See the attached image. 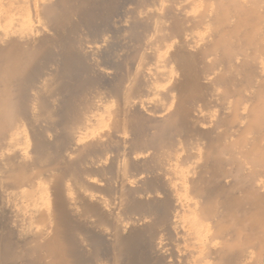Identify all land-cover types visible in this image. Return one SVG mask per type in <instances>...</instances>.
Returning a JSON list of instances; mask_svg holds the SVG:
<instances>
[{
  "label": "bare ground",
  "instance_id": "obj_1",
  "mask_svg": "<svg viewBox=\"0 0 264 264\" xmlns=\"http://www.w3.org/2000/svg\"><path fill=\"white\" fill-rule=\"evenodd\" d=\"M0 264H264V0H0Z\"/></svg>",
  "mask_w": 264,
  "mask_h": 264
},
{
  "label": "rangeland",
  "instance_id": "obj_2",
  "mask_svg": "<svg viewBox=\"0 0 264 264\" xmlns=\"http://www.w3.org/2000/svg\"><path fill=\"white\" fill-rule=\"evenodd\" d=\"M196 12L199 13L200 11L197 10ZM210 34H211V30H209V29H200L199 31H197L194 34V36H196L197 39L199 38L200 40H203V39H206L207 36H209ZM107 38H109V45L110 44L111 45L115 44V45H118L120 47H124V46L127 47V45L130 44L129 37H128L127 33L124 31V25H118L115 28L114 32L112 34L108 35ZM88 40H89V42L96 41L97 43L95 42V44H98V45L100 44L101 45V42H102L103 39L100 38V39H97L98 40L97 41L96 39L93 40L92 38L91 39L88 38ZM102 45H103V43H102ZM99 46L94 45V43L90 44L89 47L92 48V49H90L91 54H94V55L96 54L97 55V54H100V53L104 52V50L107 49V47L104 48V46H102V47H100V48H102L101 49L102 51L99 52L98 50H96V48H98ZM159 47H162V45L159 46ZM155 49H156V47H155ZM157 49H158V47H157ZM161 49H165V48H161ZM152 100L153 99H150L149 102H151ZM202 115H203V117H208L209 113L206 114V112H204ZM170 249H171V246L168 248V250H170Z\"/></svg>",
  "mask_w": 264,
  "mask_h": 264
}]
</instances>
